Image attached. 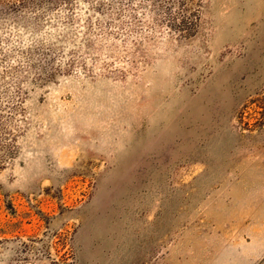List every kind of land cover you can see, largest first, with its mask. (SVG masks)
<instances>
[{
	"label": "rangeland",
	"instance_id": "obj_1",
	"mask_svg": "<svg viewBox=\"0 0 264 264\" xmlns=\"http://www.w3.org/2000/svg\"><path fill=\"white\" fill-rule=\"evenodd\" d=\"M0 264H264V0H0Z\"/></svg>",
	"mask_w": 264,
	"mask_h": 264
}]
</instances>
